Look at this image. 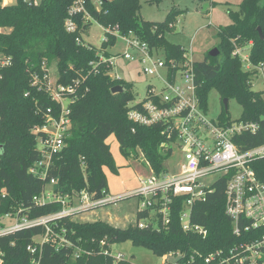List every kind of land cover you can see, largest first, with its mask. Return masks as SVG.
<instances>
[{"label": "trees", "instance_id": "trees-1", "mask_svg": "<svg viewBox=\"0 0 264 264\" xmlns=\"http://www.w3.org/2000/svg\"><path fill=\"white\" fill-rule=\"evenodd\" d=\"M75 1L39 0L28 4L16 0L13 4H3L0 0V27L7 29L0 33V52L9 59L0 80L1 215L20 210L22 215L34 218L57 211L60 205L56 202L36 206L32 200L49 179H56L57 188L70 195H77L83 189L92 198L108 195L104 169L118 172L107 142L111 135L123 157L137 159L142 155L153 173L167 171L164 161L172 154L169 143L174 137L167 138L163 123L146 126L127 117L130 107L140 105L129 106L134 100L132 82L112 77L110 68L98 60L100 56H110L107 49L115 43L114 31L119 34L131 31L164 53L166 59L180 60L184 46L171 42L166 33L181 11H169L162 21H148L140 15L139 0H99L98 6L93 0H81L85 12L74 16L76 30L67 32L64 21ZM228 13L231 23L217 30L218 54L213 57L207 54L194 61L196 92L205 110L212 89L221 100L233 98L240 104L242 112L238 119L230 120L223 104L217 118L223 123L238 121L256 125L254 131L233 137L238 148L246 150L261 144L264 137V99L261 91L252 89L255 66L264 67V0H242L238 10ZM91 21L105 29L100 48L83 40ZM257 28L263 33L262 39ZM246 46L252 64L249 69H244L239 56L232 54L235 47ZM53 62L57 82L79 83L69 104L70 134L52 157L47 177L43 179L29 172L39 158L37 134L32 129L43 125L48 108L53 114L59 110V104L51 99L43 82V75ZM34 74L38 78L36 85H32ZM117 85L123 90L112 93L111 89ZM251 166L264 181V158L253 161ZM230 174L221 175L204 200L192 205L191 223L205 228V237L182 230L179 215L185 196H178L173 200L169 222L164 225L158 222L157 226L139 227L138 222L149 216L148 210L137 211L136 224L124 228L101 220L74 221L72 215L56 219L52 223L54 230L60 233L64 230L70 245L58 246L56 250L50 243L43 244L41 264H132L104 253L110 244L125 239L156 254L178 252L184 261L193 256L191 264H205L204 258L210 253L226 250L246 239V235L236 237L232 233L231 221L225 214V185ZM43 232V227L35 226L1 236L0 264H30L32 256L26 248L34 236Z\"/></svg>", "mask_w": 264, "mask_h": 264}, {"label": "built area", "instance_id": "built-area-1", "mask_svg": "<svg viewBox=\"0 0 264 264\" xmlns=\"http://www.w3.org/2000/svg\"><path fill=\"white\" fill-rule=\"evenodd\" d=\"M28 4H36L39 0H23ZM99 4L100 1L97 0ZM5 4V3H3ZM85 12L81 0H76L68 10L64 21L65 30H76L74 16ZM0 27V33L4 32ZM125 43L122 52L110 54L108 57L100 56L98 62L106 64L110 70L118 59L128 62L138 61L141 70L146 75H156L161 78L160 69H165V78L156 90L147 88L146 97L129 106L140 103L137 107H130L127 117L140 125L164 124V133L167 138L174 137L170 146L188 153V158L178 164L175 172L164 171L158 174L151 173L146 178H138V186L130 192L139 199L141 210L153 211V222L139 221V227L157 226L158 222L167 224L174 198L185 196L179 220L183 231L196 232L205 237V228L191 223L190 214L195 201L204 200L212 184L205 186L200 179L213 173L222 175L230 172L225 185V214L232 224V233L236 236L246 235V239L236 242L226 250H216L204 258L205 264H264V181L257 177L251 166L255 160L264 158V137L261 144L246 150H240L234 143L233 137L245 131H254L256 125L252 122L231 121L223 123L216 118L210 119L199 101L196 92V79L194 72V57L191 46L184 47L180 60L166 59L161 51L150 47L148 42L140 39L129 31L119 34L114 31ZM80 42L79 38H76ZM160 54V58H153ZM239 56L241 62L247 61L245 69L252 64L248 54H242L238 47L232 52ZM9 64V59L0 52V80L2 69ZM92 65V63H90ZM93 67L96 65H92ZM257 71L264 72L262 64L255 66ZM49 69L43 75L44 88L51 99L59 104V110L53 114L48 108L45 122L32 130L37 134V149L39 158L30 166L29 172L45 179L50 168L52 157L61 150L65 139L70 134L71 118L70 108L78 81L64 85L57 82V78L50 79ZM118 78V77H115ZM32 85L38 83L37 75L32 76ZM167 145V144H164ZM50 185V189H46ZM118 196L105 195L101 198H92V195L83 189L77 195L63 193L57 188V180L49 179L41 192L33 196L36 206L48 203H58L60 208L49 214L30 218L22 215L20 210L0 214V237L17 230L41 226L44 232L34 236L32 243L27 246L31 254L30 264H41V249L43 244L50 243L58 250V246L70 245L65 237V231L56 232L53 221L63 216L73 215L77 212L108 204ZM149 217V216H148ZM159 220V221H158ZM12 222V223H11ZM104 244V241H102ZM105 254L111 255L115 260L123 259L121 255L111 254V249H105ZM175 261L164 264H191L184 261L182 255L174 253ZM1 262V258H0Z\"/></svg>", "mask_w": 264, "mask_h": 264}, {"label": "rangeland", "instance_id": "rangeland-1", "mask_svg": "<svg viewBox=\"0 0 264 264\" xmlns=\"http://www.w3.org/2000/svg\"><path fill=\"white\" fill-rule=\"evenodd\" d=\"M16 0H2L5 4H13ZM98 6L97 0H93ZM242 0H139V12L143 19L148 21H162L166 14L171 10H180L181 14L173 23L171 30L166 33V37L175 44L184 47L191 46L195 60L203 59L219 43L217 30L219 27L231 23L229 11L238 10ZM7 30L6 28H2ZM104 27L95 21L90 22L89 29L82 35L85 43L96 48H100ZM242 54H248L249 48L238 47ZM125 49V43L120 37H116L113 46L108 47L109 54L113 55L122 52ZM153 58H160V54H155ZM242 66L245 69L247 61L242 58ZM161 78H165V69H160ZM112 77H118L132 82V91L136 103L143 100L147 94V88L161 86V78L156 75H146L141 70V64L138 61L128 62L118 59L115 66L110 70ZM50 79L58 77L56 64L53 62L49 68ZM252 89L261 91L264 99V72L257 71L252 76ZM207 116L215 120L223 104L219 94L212 89L208 94ZM130 103V104H131ZM227 111L230 120L238 119L242 112V107L235 99H227ZM107 142L110 144L114 161L118 166V172H110L105 168L108 183L109 195H119L114 201L88 210H83L72 215V219L78 222H93L97 220L105 221L112 226L124 228L128 225H135L137 222V211L139 208V199L135 195H130V190L138 186V178H146L151 175L149 165L144 161L142 155L139 157H123L120 154L118 142L111 135ZM166 151V148L164 149ZM188 158V153L181 152L173 146L172 154L164 161L167 171L175 172L178 164ZM222 174L213 173L201 178L200 181L205 186H210ZM50 189V185H46ZM149 211V217L141 219L143 222H153V211ZM12 223V222H11ZM111 254L121 255L123 259L129 260L132 264H162L165 261L174 262L173 252L163 254L153 253L150 249L135 245L130 240L125 239L112 245H109Z\"/></svg>", "mask_w": 264, "mask_h": 264}, {"label": "water", "instance_id": "water-1", "mask_svg": "<svg viewBox=\"0 0 264 264\" xmlns=\"http://www.w3.org/2000/svg\"><path fill=\"white\" fill-rule=\"evenodd\" d=\"M258 30V34H259V37L262 39L263 38V33L261 31L260 28H257ZM218 54V49L215 47L213 48L212 50H210V52L208 53L209 56H216ZM123 90L122 86L120 85H117V86H114L112 89H111V92L112 93H117V92H121ZM223 106H224V109L227 110V98H223ZM1 146H0V154H1Z\"/></svg>", "mask_w": 264, "mask_h": 264}, {"label": "crops", "instance_id": "crops-1", "mask_svg": "<svg viewBox=\"0 0 264 264\" xmlns=\"http://www.w3.org/2000/svg\"><path fill=\"white\" fill-rule=\"evenodd\" d=\"M108 184V183H107ZM136 188H133L132 190H130V192H132L133 190H135ZM110 191V190H109ZM110 193V192H109ZM114 196H118V195H114Z\"/></svg>", "mask_w": 264, "mask_h": 264}]
</instances>
